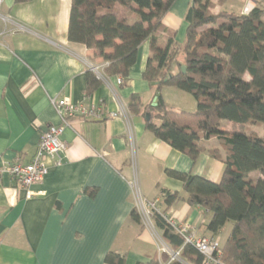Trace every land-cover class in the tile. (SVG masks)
<instances>
[{"label":"crops","instance_id":"0c3cea01","mask_svg":"<svg viewBox=\"0 0 264 264\" xmlns=\"http://www.w3.org/2000/svg\"><path fill=\"white\" fill-rule=\"evenodd\" d=\"M192 2L177 0L163 19L181 45ZM255 3L254 8L264 10V0ZM71 6L72 0L0 3V168L3 161L30 163L42 131L61 125L52 100L94 104L110 112L128 108L135 94L144 110L154 104V90L143 78L149 41L140 47L128 81L118 85L117 76H106L87 96L90 64L99 65L102 59L85 45L69 41ZM238 8L234 12L244 14V6ZM177 90L163 88L165 104L196 111L174 106L176 99L185 98ZM223 127L231 130L229 123ZM61 139L66 144L62 162L46 160L48 175L30 189L35 197L28 198L10 176L0 177V264H107L111 252L125 255L124 264H149L154 257L167 264L171 247L143 219H132L135 186L144 200L157 201L169 219L189 223L200 238H214L207 230L209 212L186 201L167 208L162 191L184 193L183 183L167 170L219 182L224 163L209 154L219 149L225 156L217 138L204 143L207 151L194 163L148 131L142 113L129 111L125 118L103 121L71 118ZM225 230L218 236L222 245L229 232Z\"/></svg>","mask_w":264,"mask_h":264},{"label":"trees","instance_id":"16d2710c","mask_svg":"<svg viewBox=\"0 0 264 264\" xmlns=\"http://www.w3.org/2000/svg\"><path fill=\"white\" fill-rule=\"evenodd\" d=\"M176 1L72 0L68 39L94 50L97 58L109 64L105 75L120 77L124 83L137 63L140 47L149 41L143 78L154 90L156 106L144 110L141 97L135 94L129 111L142 113L148 131L194 163L207 151L204 143L213 138L226 153L209 151L225 166L219 182L167 170L168 176L183 183L184 193L163 190V203L170 208L186 201L205 209L211 214L207 230L217 242L229 228L223 245L219 242L218 264H264V137L246 130L249 124L264 125V10L214 13V0H193L186 15V38L180 46L176 33L163 25ZM217 1L223 4L227 0ZM87 80L89 97L101 80L92 71ZM165 87L192 95L196 111L167 106L161 94ZM223 122L231 125L230 131L224 130ZM132 219L141 223L136 207ZM152 222L167 245L174 251L182 248V260L167 264H203L204 256L193 245L184 246L164 213L154 212ZM125 261V255L114 252L106 257L107 264ZM149 264L161 263L154 257Z\"/></svg>","mask_w":264,"mask_h":264},{"label":"built area","instance_id":"2783aa9c","mask_svg":"<svg viewBox=\"0 0 264 264\" xmlns=\"http://www.w3.org/2000/svg\"><path fill=\"white\" fill-rule=\"evenodd\" d=\"M1 2L2 0H0V3ZM253 8L254 6L251 2L248 4L245 13L248 14ZM1 17L0 13V18ZM108 65L107 62L103 61L99 65L90 64V71L102 81L106 77L104 70ZM117 81L118 85L124 84V80L120 77H118ZM52 104L60 116L61 125L51 126L48 127L46 131H42L40 142L32 161L28 164H23L19 161H3L0 168V177L2 175L10 176L16 181L19 187L27 191L28 198L36 196L30 190L31 187L41 184L49 173L46 160L53 159L55 160L56 165L61 164L63 154L66 151V144L62 141L61 137L66 127H69V120L71 118L78 117L85 120L103 121L115 119L117 117L125 118L129 113L128 108H122L119 112H110L102 106L85 103L76 104L69 99L52 100ZM134 188L136 190L135 207L138 209L141 219H143L145 224L154 227L152 222L153 213H161L160 209H158L157 201L144 200L138 188L136 186ZM166 219L173 230L183 238L184 246L191 244L204 256L203 264H218V257L221 255L219 242L213 239L196 236L194 229L189 223H179L168 217H166ZM171 249L168 251L171 253V259L169 262L182 260V248L178 251Z\"/></svg>","mask_w":264,"mask_h":264},{"label":"rangeland","instance_id":"374dc122","mask_svg":"<svg viewBox=\"0 0 264 264\" xmlns=\"http://www.w3.org/2000/svg\"><path fill=\"white\" fill-rule=\"evenodd\" d=\"M251 2H252V5L255 6V4H256L255 0L254 1L253 0H227L223 4H220V3H218L217 0H214L211 10L214 13H219L221 11L234 12V11H240L239 8H238L239 6H244L243 13L246 14L245 12L247 10V6ZM185 38H186V35H185ZM179 45L181 46L180 43H179ZM178 60L182 61V56H179ZM177 91H180V90H177ZM182 95H184L185 98H181L180 100L176 99L177 102L173 103V104H175L174 106L185 105V109L186 110H190V108H193V109L197 108V106H196V108L194 107L195 106V99L193 98L192 95H190V94H188L186 92H183ZM167 97L169 99L170 95L167 94ZM173 98H175V97L173 96ZM189 103H191V104H189ZM196 105H197V103H196ZM226 123H228V122H223L222 125L225 126ZM246 130L249 131V132H254L255 134H257V135H259L261 137H264V125L263 124H260V125H251V124H249V125H247ZM228 229L229 228H227V230H225V234L227 233L226 231H228ZM219 242H220V244L222 243L221 241H219Z\"/></svg>","mask_w":264,"mask_h":264},{"label":"water","instance_id":"95a60500","mask_svg":"<svg viewBox=\"0 0 264 264\" xmlns=\"http://www.w3.org/2000/svg\"><path fill=\"white\" fill-rule=\"evenodd\" d=\"M181 68H182V71H183L184 73H186V67L183 66V67H181ZM156 101H157V98H155L153 106H156ZM147 118H149V115H147ZM46 130H47V128H45V131H46Z\"/></svg>","mask_w":264,"mask_h":264}]
</instances>
